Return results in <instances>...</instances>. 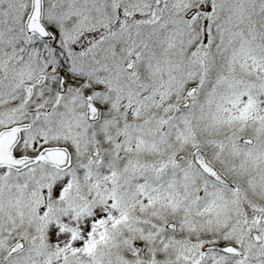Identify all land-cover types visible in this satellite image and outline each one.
Instances as JSON below:
<instances>
[{"label":"snow or ice","instance_id":"6c2138e0","mask_svg":"<svg viewBox=\"0 0 264 264\" xmlns=\"http://www.w3.org/2000/svg\"><path fill=\"white\" fill-rule=\"evenodd\" d=\"M0 264H264V0H0Z\"/></svg>","mask_w":264,"mask_h":264}]
</instances>
